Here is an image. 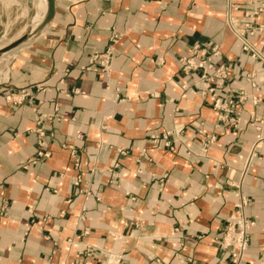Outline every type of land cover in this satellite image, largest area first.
I'll use <instances>...</instances> for the list:
<instances>
[{"label": "crops", "instance_id": "crops-1", "mask_svg": "<svg viewBox=\"0 0 264 264\" xmlns=\"http://www.w3.org/2000/svg\"><path fill=\"white\" fill-rule=\"evenodd\" d=\"M53 1L0 80V264H228L238 213L254 221L241 264H264V0L253 33L262 0ZM208 43L230 65L216 92L260 98L236 126L181 68Z\"/></svg>", "mask_w": 264, "mask_h": 264}, {"label": "built area", "instance_id": "built-area-1", "mask_svg": "<svg viewBox=\"0 0 264 264\" xmlns=\"http://www.w3.org/2000/svg\"><path fill=\"white\" fill-rule=\"evenodd\" d=\"M263 11V0L261 6L253 14H245L243 16L244 24L242 26V32L248 31L253 33L252 28L262 29L263 25L258 24L257 27H252L251 22L253 21V16L258 12ZM236 33V32H235ZM241 34V33H240ZM236 35H238L236 33ZM239 36V35H238ZM119 34L114 33L111 35L110 39L114 42L118 39ZM240 37V36H239ZM243 49H247L248 45L246 42H243ZM254 55L255 51H252ZM112 55V49H109L102 54L93 55L91 61H98L102 66L104 71H107L110 67V57ZM222 49L221 46L217 43H208L205 47H200L195 45L192 51L186 57L179 59L181 63V68L185 73L190 71L200 70L199 81L203 86L202 93H208L212 97V106L213 109L217 111V115L220 121L227 120L230 125L236 126L238 123V111L240 106L248 98H251L253 103L260 101V98L253 94H248L244 89L233 90L230 89L223 96L219 95L216 92L217 87L223 85L225 81L229 78L230 65L228 61L222 58ZM247 79L250 80V75H246ZM254 85V84H253ZM254 121H259L254 118ZM37 122H40V117ZM38 135H42L43 131L41 128L37 129ZM168 133H165L163 136L166 137ZM214 141L213 135H205L204 140L202 141V147L207 148ZM40 146L44 143L42 140L39 141ZM169 142L165 141L164 146H168ZM38 155L41 157H47L49 153L44 150H39ZM252 152L248 157V162L252 159ZM77 160V159H74ZM74 182L76 185H80L81 178L79 176L75 177ZM245 201L236 203L237 208H240ZM239 212V211H238ZM254 225V221L247 218L243 213H238L236 217L227 221L225 225V232L220 239V247L227 250L230 262L228 264H241L246 250L249 247V237H250V228ZM84 264H87L84 262Z\"/></svg>", "mask_w": 264, "mask_h": 264}, {"label": "rangeland", "instance_id": "rangeland-1", "mask_svg": "<svg viewBox=\"0 0 264 264\" xmlns=\"http://www.w3.org/2000/svg\"><path fill=\"white\" fill-rule=\"evenodd\" d=\"M33 9L34 0H0V13L4 24L3 31L0 33V41L13 37L20 30L26 29ZM14 54H9L0 61V80L7 70L10 57Z\"/></svg>", "mask_w": 264, "mask_h": 264}, {"label": "bare ground", "instance_id": "bare-ground-1", "mask_svg": "<svg viewBox=\"0 0 264 264\" xmlns=\"http://www.w3.org/2000/svg\"><path fill=\"white\" fill-rule=\"evenodd\" d=\"M51 9V0H38V6H36L35 10L33 9L27 28L19 31L13 37L0 41V61L8 57L9 54L18 51L45 28L51 18Z\"/></svg>", "mask_w": 264, "mask_h": 264}, {"label": "water", "instance_id": "water-1", "mask_svg": "<svg viewBox=\"0 0 264 264\" xmlns=\"http://www.w3.org/2000/svg\"><path fill=\"white\" fill-rule=\"evenodd\" d=\"M51 4H52V9H51V17L53 15V12H54V1L51 0ZM51 19V18H50ZM23 36V35H22Z\"/></svg>", "mask_w": 264, "mask_h": 264}]
</instances>
